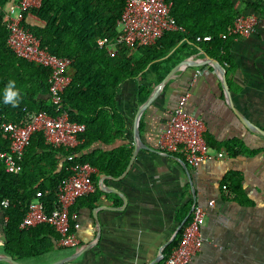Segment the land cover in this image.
Instances as JSON below:
<instances>
[{
	"label": "crops",
	"instance_id": "0c3cea01",
	"mask_svg": "<svg viewBox=\"0 0 264 264\" xmlns=\"http://www.w3.org/2000/svg\"><path fill=\"white\" fill-rule=\"evenodd\" d=\"M233 1L240 10L248 2L264 6L260 0ZM258 19L252 34L230 38V63L221 62L198 44L188 43L164 56L157 73L139 74L120 84L115 108L123 123L122 137L109 144L95 142L84 153L93 149L112 152L124 147L130 154L119 174L102 173L94 167L91 177L97 191L75 202L80 247L58 254L57 239L38 232L30 240H42L45 245L50 240L53 249L15 260L20 264H51L92 245L72 264H151L177 234L193 204L205 205L213 199V206H205L204 243L190 264H264V136L247 128L238 117L264 130V8ZM180 44L182 41L177 46ZM205 55L224 67L229 95L222 86L221 74L212 65L182 68L164 83L159 95L140 114V140L135 142V114L144 103L138 101V87L149 89L148 98L177 63L187 57L198 63ZM203 67L207 73L190 86L195 69ZM163 69L166 73L158 81ZM68 72L72 74L73 68ZM186 90L191 91L186 109L204 120L210 148L209 156L196 166L188 165L181 153H165L157 145L171 110ZM231 140L236 144L229 150L224 143ZM231 173L238 175L233 176V183H239L237 192L232 182H224ZM41 181L43 178L36 184ZM4 209L0 204V255L7 254L3 249ZM0 264L10 262L2 260Z\"/></svg>",
	"mask_w": 264,
	"mask_h": 264
},
{
	"label": "trees",
	"instance_id": "16d2710c",
	"mask_svg": "<svg viewBox=\"0 0 264 264\" xmlns=\"http://www.w3.org/2000/svg\"><path fill=\"white\" fill-rule=\"evenodd\" d=\"M166 1L171 2V13L183 31H167L152 45L117 43L114 55L106 49H98L96 41L99 38L107 42L117 41V21L124 8L123 0H42L38 8L29 10L25 14V25L38 37L41 47L72 60L71 81L60 95L59 105H54L48 97V70L12 52L6 41L7 29L0 17V123L19 122L31 112H46L52 116L66 112L70 121L85 125V130L78 134V145L71 150L51 146L41 132H34L24 148L20 160L22 171L18 174L6 172L0 160V202L3 199L8 201L4 209L7 220L3 249L14 259L39 256L53 249L50 240L46 245L42 240H30L38 232L43 233V237L46 234L58 240V234L49 224L27 229H19L18 225L38 190L46 209L54 207L57 185L68 173L64 160L67 154L75 153L79 161L88 162L102 173L119 174L125 168L130 151L124 147L112 152L93 149L84 153L95 142L109 144L122 137L123 123L115 108L120 84L139 74L157 73L162 68L164 56L173 49L174 52L188 46V43L198 44L221 62L230 63L228 45L231 37L221 38V34L227 33L238 14L254 12L258 16L264 8L259 3L248 2L245 9H236L233 0ZM260 2L264 4L263 0ZM10 3L11 0H0V7L6 8ZM205 34L211 35L212 39L195 40L197 35ZM181 41L182 44L177 46ZM165 73L163 69L157 80H162ZM9 81L15 82V90L20 95L16 107L4 103ZM148 93V88L139 86L138 101H145ZM9 144L8 135L0 129V150L7 151ZM234 144L231 140L224 146L230 150ZM234 175L238 176L235 173L226 175L224 182H232V189L237 192L235 188L239 183H233ZM40 178L43 181L36 184ZM95 190L96 187L93 192ZM90 194L80 199H86ZM75 211L73 204L70 214ZM183 225L163 249L164 255L178 244Z\"/></svg>",
	"mask_w": 264,
	"mask_h": 264
},
{
	"label": "built area",
	"instance_id": "2783aa9c",
	"mask_svg": "<svg viewBox=\"0 0 264 264\" xmlns=\"http://www.w3.org/2000/svg\"><path fill=\"white\" fill-rule=\"evenodd\" d=\"M123 1L124 8L117 21L119 32L117 41L107 42L106 39L99 38L96 41L98 49H106L110 55H114L117 51V43L129 46L152 45L167 31H183L182 26L177 24L171 13V2L166 0ZM41 2L42 0H11L6 8L0 7V17L7 29L6 41L12 52L48 70V97L54 105H59L60 95L71 81L68 70L72 60L42 48L38 37L25 25V14L33 8H38ZM258 23L256 14L240 13L228 27L227 33L221 34V38L248 36L255 31ZM211 39L212 36L209 34L195 37L198 42ZM207 71L206 67L195 69L190 86ZM190 96V90L180 95L166 120L165 129L158 137L157 145L165 153H181L188 165L196 166L209 156L210 148L205 139L204 120L195 112L186 109ZM0 129L8 135L10 140L9 149L0 150V160L6 172L18 174L22 171L20 160L24 148L34 132H41L45 142L51 146L71 150L78 145V134L85 130V125L70 121L66 112L57 116L46 112H31L19 122L2 121ZM218 156H222V153H218ZM64 160L67 162L68 173L57 185L54 207L51 210L46 209L40 199L41 191L38 190L21 218L18 228L27 229L49 224L59 236L57 241L60 247L78 248L80 247L77 236L79 223L75 221L76 213L70 214V207L77 199L94 191L95 184L91 179L94 167L88 162L79 161L73 152L67 154ZM222 188L225 189L226 185ZM0 204L6 208L8 201L3 199ZM213 205V199L208 200L205 205L193 204L189 221L182 227L178 244L167 255L163 253L161 264H190L193 256L201 250L205 240L202 233L206 218L205 206Z\"/></svg>",
	"mask_w": 264,
	"mask_h": 264
},
{
	"label": "water",
	"instance_id": "95a60500",
	"mask_svg": "<svg viewBox=\"0 0 264 264\" xmlns=\"http://www.w3.org/2000/svg\"><path fill=\"white\" fill-rule=\"evenodd\" d=\"M264 1V0H263ZM198 49H200V47H197ZM210 64L213 66V68H215L220 74H221V78H222V86L225 90V92L229 95L228 92V88L225 82V69L224 67L220 64V62L218 60H216L215 58H212L208 55H205V59L200 61V62H191L190 61V57L184 58L183 60H181L179 63H177L163 78V80L155 86V88L153 89V91L151 92V94L148 96V98L144 101L143 104L140 105V107L137 109V112L135 114V120H134V134L135 137L134 141L137 142L140 140V134L137 130V123H138V119L140 114L143 112V110L149 106L154 100L155 98L159 95L160 90L162 89L164 83L177 71H179L182 68H187L190 66H199V65H203V64ZM238 115V114H237ZM238 117L242 120V122L245 124V126L249 129H255L257 132H259L262 136H264V130H261L260 128H258L257 126L253 125L250 121H248L246 118H244L243 116L241 117L240 115H238ZM136 149V146H135ZM192 209L190 210V212H188L187 217L190 215ZM186 217V218H187ZM186 218L182 221L181 225L179 226L178 229H180V227L184 224V222L186 221ZM92 245H87L85 247H82L76 251H74L73 253L65 256L64 258L59 259L56 262H53L51 264H66L69 262H72L73 260H75L79 255H81L85 250L89 249ZM165 247V245L161 248L159 256L156 260H154L151 264H155L157 262H159L162 259L163 256V252L162 249ZM8 261L10 262V264H20L18 261H16L15 259H13V257L11 255L8 254H2L0 255V261Z\"/></svg>",
	"mask_w": 264,
	"mask_h": 264
},
{
	"label": "clouds",
	"instance_id": "9594fccd",
	"mask_svg": "<svg viewBox=\"0 0 264 264\" xmlns=\"http://www.w3.org/2000/svg\"><path fill=\"white\" fill-rule=\"evenodd\" d=\"M19 98V92L15 90V82L9 81L4 92V103L11 104L13 107H16L18 106Z\"/></svg>",
	"mask_w": 264,
	"mask_h": 264
},
{
	"label": "rangeland",
	"instance_id": "374dc122",
	"mask_svg": "<svg viewBox=\"0 0 264 264\" xmlns=\"http://www.w3.org/2000/svg\"><path fill=\"white\" fill-rule=\"evenodd\" d=\"M71 250H73V248H68V247H62L61 249L57 250L56 253L58 254H64V253H68ZM38 258H42V257H35V260H38Z\"/></svg>",
	"mask_w": 264,
	"mask_h": 264
}]
</instances>
